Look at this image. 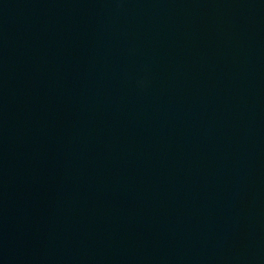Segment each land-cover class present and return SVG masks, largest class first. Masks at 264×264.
<instances>
[{"label": "water", "instance_id": "1", "mask_svg": "<svg viewBox=\"0 0 264 264\" xmlns=\"http://www.w3.org/2000/svg\"><path fill=\"white\" fill-rule=\"evenodd\" d=\"M0 264H264V0H0Z\"/></svg>", "mask_w": 264, "mask_h": 264}]
</instances>
